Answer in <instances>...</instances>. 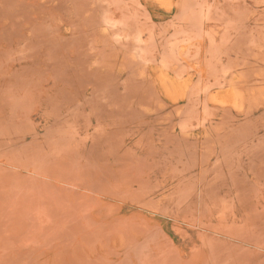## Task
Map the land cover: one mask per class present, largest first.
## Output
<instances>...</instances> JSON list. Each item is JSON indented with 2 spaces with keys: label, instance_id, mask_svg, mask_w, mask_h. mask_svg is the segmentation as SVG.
<instances>
[{
  "label": "rangeland",
  "instance_id": "obj_1",
  "mask_svg": "<svg viewBox=\"0 0 264 264\" xmlns=\"http://www.w3.org/2000/svg\"><path fill=\"white\" fill-rule=\"evenodd\" d=\"M0 264H264V0H0Z\"/></svg>",
  "mask_w": 264,
  "mask_h": 264
}]
</instances>
